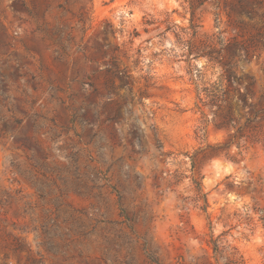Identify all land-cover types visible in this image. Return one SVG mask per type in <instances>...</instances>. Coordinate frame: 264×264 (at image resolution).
<instances>
[{"label": "rangeland", "instance_id": "374dc122", "mask_svg": "<svg viewBox=\"0 0 264 264\" xmlns=\"http://www.w3.org/2000/svg\"><path fill=\"white\" fill-rule=\"evenodd\" d=\"M190 1L0 0V264H264V19Z\"/></svg>", "mask_w": 264, "mask_h": 264}, {"label": "trees", "instance_id": "16d2710c", "mask_svg": "<svg viewBox=\"0 0 264 264\" xmlns=\"http://www.w3.org/2000/svg\"><path fill=\"white\" fill-rule=\"evenodd\" d=\"M205 0H199L197 1L196 5L193 4V2L190 1V8L191 9H196L198 6L202 5L204 3ZM258 5H262V2L260 0H251V6L247 7L245 5H243L241 2L237 3V7L239 9V14H245L249 19H254L256 17H260L264 19V14L259 15L257 12L256 7ZM226 15L228 18L231 17L232 12H234L232 9H226ZM194 12L191 13V25L190 28L192 30V37H196L199 33L197 31V29L199 28L198 24L194 23ZM257 42L258 43H262L264 44V30L262 32V30L258 31L257 33ZM186 47L185 50H187V52L189 53V55L195 54L196 57H206L208 59L209 62H216L220 67H221V81L220 83H214V84H210L206 87H203L202 92L205 93L206 97L209 99V104L212 106H216V108L219 110L221 108V106L226 103L227 99H228V94L230 91L237 93L238 94V100L246 103L247 102V93H243L241 92V89H236V88H232L231 90L229 89L230 86H225L223 87V82L225 81L226 84L230 85L232 82H234L235 78V71H234V67L236 66L234 63H232V60L230 61L229 59H232L233 57H228L229 59L225 58V55L227 56V54L229 51L232 52L233 54H235L238 51H242V52H246V49L243 45L238 44L236 42H229V40L227 42L218 39V41L215 43L214 40L210 37H207V39L203 42V44L201 45L200 48H195L194 45L191 42H187L186 44H184ZM215 54H218L220 56V59H216L214 57ZM198 76V75H197ZM249 80V81H247ZM237 84L239 86H244V89L246 90V92H249L251 87H252V82H250V79H245V77L240 76L237 80H236ZM246 83V84H245ZM245 84V85H244ZM223 124L227 125H231L234 122L233 119V115H232V110H231V106L229 105L227 107L226 113L223 116ZM195 188L196 191L200 192V184L198 182H195ZM199 199H203L205 205L202 207V209H206L207 207V199H206V195L202 194L199 196ZM213 244V251L217 252L218 251V245L215 241L212 242ZM148 257L150 258V261L153 264H160L157 263L156 259L153 257V255L150 253L148 255Z\"/></svg>", "mask_w": 264, "mask_h": 264}]
</instances>
